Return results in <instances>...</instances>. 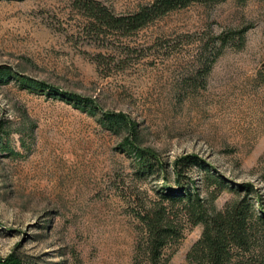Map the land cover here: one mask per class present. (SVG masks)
I'll return each instance as SVG.
<instances>
[{
    "label": "rangeland",
    "instance_id": "1",
    "mask_svg": "<svg viewBox=\"0 0 264 264\" xmlns=\"http://www.w3.org/2000/svg\"><path fill=\"white\" fill-rule=\"evenodd\" d=\"M93 1L121 17L153 0ZM87 15L76 0H0V264H138V214L155 206L183 229L168 264H188L202 226L161 199L163 177L139 171L127 139L169 172L197 156L190 188L205 205L246 197L264 215V0L191 2L134 31ZM105 113L132 128L106 129ZM263 244L264 227L238 257L261 264Z\"/></svg>",
    "mask_w": 264,
    "mask_h": 264
},
{
    "label": "trees",
    "instance_id": "2",
    "mask_svg": "<svg viewBox=\"0 0 264 264\" xmlns=\"http://www.w3.org/2000/svg\"><path fill=\"white\" fill-rule=\"evenodd\" d=\"M202 1L153 0L134 14L121 17L113 16L93 0H76V3L84 8L91 20L90 24L110 30L134 31L176 8L186 7L191 2ZM243 34L244 31L238 32L241 40H243ZM8 74L5 71L1 72L0 79L6 78ZM22 82L28 84L29 89L38 87L44 90L42 85ZM69 100H74L77 108L92 112L93 102L89 99L74 95ZM102 124L110 131L132 128V123L121 113H105ZM127 143L137 155L136 161L140 172L158 173L163 177L164 189L160 192L161 199L170 204L185 202L184 216L187 223L190 226H202L200 238L186 255L188 264H246L238 256L252 252L255 239L264 227V215L255 213L251 201L243 197L226 204L221 210H215L210 205H205L204 200L200 199L197 193H192L190 188L191 173L196 168L204 166L197 156L185 155L176 158L169 172V164L162 161L159 155L140 148L135 144V140L132 141V137L127 139ZM205 173L207 185L215 186L216 190L223 188L220 178L214 175L209 176L207 171ZM170 177L173 180V186H171ZM236 192L252 194L253 188L241 186ZM208 196L209 202L212 203L217 197V191H209ZM138 218L140 232L135 248L136 263L168 264L169 252L183 238V229L177 215L170 214L164 207L155 206L144 209L138 214ZM261 246V264H264V244ZM6 264L31 263L14 257Z\"/></svg>",
    "mask_w": 264,
    "mask_h": 264
}]
</instances>
